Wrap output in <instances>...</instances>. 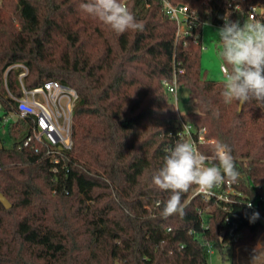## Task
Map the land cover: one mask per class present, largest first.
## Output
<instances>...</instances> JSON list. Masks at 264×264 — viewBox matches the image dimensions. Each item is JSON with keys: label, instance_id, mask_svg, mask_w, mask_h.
<instances>
[{"label": "trees", "instance_id": "trees-1", "mask_svg": "<svg viewBox=\"0 0 264 264\" xmlns=\"http://www.w3.org/2000/svg\"><path fill=\"white\" fill-rule=\"evenodd\" d=\"M161 1L120 0L144 30L119 34L82 10L88 0H0V106L15 109L4 79L14 64L28 68V89L57 80L80 95L74 150L60 164L23 146L27 122L9 125L10 147L0 139V193L12 205L0 203V264H209L210 248L252 247L264 234L249 207H263L264 105L224 104L223 82L202 70L201 46L177 39ZM171 2L216 21L225 13L224 0ZM21 72L7 73L16 96ZM175 77L190 91V113L163 84ZM185 125L231 147L241 195L205 201L192 197L194 185L182 195L185 214L164 218L158 202L171 193L152 177ZM200 150L211 155L213 146ZM226 219L242 233L237 243L221 238Z\"/></svg>", "mask_w": 264, "mask_h": 264}, {"label": "clouds", "instance_id": "clouds-1", "mask_svg": "<svg viewBox=\"0 0 264 264\" xmlns=\"http://www.w3.org/2000/svg\"><path fill=\"white\" fill-rule=\"evenodd\" d=\"M80 7L116 33L144 30L143 22L120 0H88ZM217 37L222 67L226 69L221 93L224 104L255 101L257 105H264V22L246 21L241 26L239 21L226 20ZM210 144L213 152L207 156L201 153L195 141H178L167 150L162 166L152 177L159 190L171 193L167 200L158 202L164 218L185 214L182 195L194 185L200 193L211 194L225 182L238 181L239 172L231 147L217 140ZM254 215L258 218L259 214Z\"/></svg>", "mask_w": 264, "mask_h": 264}, {"label": "built area", "instance_id": "built-area-1", "mask_svg": "<svg viewBox=\"0 0 264 264\" xmlns=\"http://www.w3.org/2000/svg\"><path fill=\"white\" fill-rule=\"evenodd\" d=\"M245 0H224L225 13L216 21L211 16L202 17L197 12H192L187 5H174L171 0H162L164 10L171 20L177 25V39L192 41L201 46L203 50V39L206 28L219 30L225 24V21H239L240 25L246 21L264 22V5H253L244 7ZM219 47V45H218ZM206 49V48H205ZM223 64V63H222ZM10 69H21L19 75L21 84V96L13 95L7 85V73ZM226 69L221 65V71L224 74ZM5 73V88L11 102L15 103V109L6 111L0 106V122L6 125H14L20 122H27L28 135L24 140L23 146L28 147L32 144L37 146L43 156L55 165L66 160L68 152L74 150V111L80 100V95L76 89L62 84L57 80H47L41 86L34 89L26 88L23 79L28 75L29 70L24 65H15L10 67ZM164 86L168 92L175 96L176 101L178 82L176 77L173 82L164 81ZM184 142L195 141L199 147L211 145L213 139L207 138L205 128L197 129L192 125H185L184 131L180 135ZM215 140V139H214ZM21 146L20 148H22ZM201 151V150H200ZM197 188V187H196ZM263 195L259 201L262 210H264V184L261 187ZM233 183L225 182L212 190L211 194H203L198 188L193 193V198L201 196L205 201L215 200L217 203L232 202V196H240ZM251 208L258 213V217L264 223V214L259 206L250 203ZM228 228L221 234V238H228L231 242L237 243L242 237L236 223H231L226 219ZM212 248L209 254H212Z\"/></svg>", "mask_w": 264, "mask_h": 264}, {"label": "rangeland", "instance_id": "rangeland-1", "mask_svg": "<svg viewBox=\"0 0 264 264\" xmlns=\"http://www.w3.org/2000/svg\"><path fill=\"white\" fill-rule=\"evenodd\" d=\"M217 32L213 28H206L203 39V50L201 56L202 70H204L209 79L217 82H224V74L221 71L223 63L220 56V47L217 42ZM206 48V49H205ZM178 111L181 114H187L193 111L190 103V91L184 86H178L177 98L171 95ZM9 125L4 126L0 122V139L6 147L12 145L9 134ZM209 264H264V234L260 235L257 243L252 247L248 245L228 247L224 253L217 249H212Z\"/></svg>", "mask_w": 264, "mask_h": 264}, {"label": "water", "instance_id": "water-1", "mask_svg": "<svg viewBox=\"0 0 264 264\" xmlns=\"http://www.w3.org/2000/svg\"><path fill=\"white\" fill-rule=\"evenodd\" d=\"M243 105V104H242ZM242 105L240 106V108L242 107ZM3 148L2 142L0 141V150ZM0 203L7 209H11L12 205L11 203L8 201V199L2 194L0 193Z\"/></svg>", "mask_w": 264, "mask_h": 264}]
</instances>
